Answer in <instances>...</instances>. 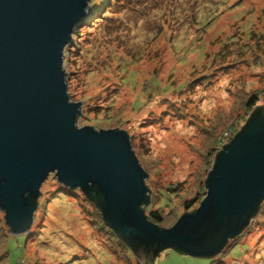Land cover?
<instances>
[{
	"label": "rangeland",
	"instance_id": "374dc122",
	"mask_svg": "<svg viewBox=\"0 0 264 264\" xmlns=\"http://www.w3.org/2000/svg\"><path fill=\"white\" fill-rule=\"evenodd\" d=\"M92 1L100 2L90 0L88 17ZM116 1L75 28L63 60L67 93L82 101L78 127L128 134L147 175L144 213L157 212L168 229L199 206L184 203L205 194L217 141L225 145L256 107L264 110V0ZM149 117L157 120L147 125ZM58 187L50 174L29 231L6 239V264H151L98 231L100 215L82 196L50 198ZM8 229L0 211V235ZM234 242L211 258L161 249L152 263L264 264V202Z\"/></svg>",
	"mask_w": 264,
	"mask_h": 264
},
{
	"label": "water",
	"instance_id": "95a60500",
	"mask_svg": "<svg viewBox=\"0 0 264 264\" xmlns=\"http://www.w3.org/2000/svg\"><path fill=\"white\" fill-rule=\"evenodd\" d=\"M89 2L0 0V211L9 233L29 231L41 186L54 174L65 188L101 194L104 222L137 262L143 254L153 264L154 250L165 248L216 257L264 199V119L253 116L218 153L196 210L168 229L149 222L147 175L128 134L78 127L82 101L67 93L64 51L90 14ZM212 221L217 239L199 243Z\"/></svg>",
	"mask_w": 264,
	"mask_h": 264
},
{
	"label": "trees",
	"instance_id": "16d2710c",
	"mask_svg": "<svg viewBox=\"0 0 264 264\" xmlns=\"http://www.w3.org/2000/svg\"><path fill=\"white\" fill-rule=\"evenodd\" d=\"M110 1V0H109ZM109 1L108 0H100V2H93L92 1V4L90 5L91 6V12H92V16L91 17H88V18H86L85 20H83L82 22H80V24L78 25V27H80L81 25H86V24H88V23H91V19L93 18V16L95 15V13L97 12H100V11H102L104 8H107L108 6H109V4H111V3H113L114 4V2H117L116 0H111V2L109 3ZM104 17H106V18H110V17H113V13H111V12H108V14H105L104 15ZM212 18V16L209 18V20H207L206 22H205V24H207L210 20H212L211 19ZM204 24V25H205ZM203 25V26H204ZM75 31H76V29H75ZM73 37H75V33H73V36H72V39H73ZM72 43V42H71ZM70 47V44L65 48V51H64V57L66 56V54L68 53V48ZM197 48L196 49H194V53H196L197 54ZM196 51V52H195ZM198 55V57L200 58V54H197ZM131 80V79H130ZM130 80L129 79H126V80H124L122 83H125V84H128L129 82H130ZM172 90H173V88H172ZM257 94L258 93H254L253 95H251L250 97H249V100H248V103H247V105L249 106V107H252V106H254L255 105V103H256V101L258 100V96H257ZM165 96V95H164ZM150 99H152V97L150 98L149 97V99L148 100H150ZM148 100H146V102L145 103H142V104H140L142 107H144L146 104H147V101ZM139 105V106H140ZM101 109H104L103 108V106H102V108ZM256 115H259L260 116V118H262V119H264V110H260V109H258V110H255L251 115H250V117L246 120V123L251 119V118H253V116H256ZM162 117V116H161ZM151 117H149V118H146V120L144 121V123H146L147 125L149 124H152L153 122L152 121H154L155 122V120H157V119H152ZM245 123V124H246ZM244 127V125L241 127V128H239V129H235V130H233V134H232V137H230L229 138V141L224 145V144H222V140H218L217 141V145H219L220 144V148H219V150L215 153V155L213 156V164H214V162H215V160H216V158H217V155H218V153L225 147V146H227L230 142H231V140L241 131V129ZM224 143V142H223ZM213 166V165H212ZM59 184V183H58ZM200 191H204L203 193H205L206 192V188H204V189H201ZM95 193V191L94 190H91V192L90 193H88V194H84V193H82L81 191H79V190H75V191H73V190H70V189H68V188H65V187H63V186H61L60 184H59V187L58 188H56V189H54V190H51L50 192H49V197L50 198H53V197H55V196H57V194H63V195H65V196H67L68 198H72V199H76L77 200V198H79V196H82L88 203H91V205L92 206H94V208H96V210H97V213L100 215V224L102 225L101 226V228H99L98 229V231H100V232H102V230L104 231V232H106L107 233V235H108V237H113V238H111L110 237V239L112 240L113 239V241H116L117 242V248H124V251H131L132 249H130V247L129 246H127V244L123 241V240H121L118 236H117V234L104 222V220H103V218H102V215H101V213H100V210H99V208L97 207V202H99V201H101L102 200V196H101V194H99V193H97V194H94ZM200 195V196H199ZM198 196H196L195 198H193V200H191V201H189V202H186V203H184V207H185V209H190L194 204H196V203H200V201L204 198V195H202V194H199ZM203 197H202V196ZM147 196H148V194H147ZM264 202V199L261 201V203H260V205H259V208H258V210H257V212H256V214L258 213V211H259V209H260V207H261V205H262V203ZM148 203H149V196H148ZM147 203V205L145 206V207H147L149 204ZM193 203V204H192ZM192 204V205H191ZM165 205H167L169 208H171L170 207V204L169 203H165ZM193 211H191V212H189V213H192ZM147 219H148V221L149 222H151L152 224H154L155 226H157V227H159V228H163L164 229V227H162L161 225H162V223L164 222V218L162 217V216H160L157 212H149L147 215ZM251 220V219H250ZM4 222H5V220H4ZM6 224V223H5ZM246 228V227H245ZM213 230H214V223H213V221L208 225V227L206 228V230L204 231V233L203 234H201L200 236H199V238H198V242L199 243H202V244H204V243H211V242H213V241H215L216 239H217V235H214L213 237H212V235H213ZM245 230V229H244ZM243 230V231H244ZM242 231V232H243ZM241 232V233H242ZM32 233L33 232H29L28 233V236L27 237H29V238H31L32 237ZM240 233V234H241ZM8 235H9V230H8V232H4L2 235H0V245H2V248H3V250H2V252H1V255H0V264H6V258H7V251H6V249H5V242H6V239L8 238ZM238 237V236H237ZM236 237V238H237ZM236 238H234V239H232V240H229V242H228V244L224 247V249H223V251H225V253L228 251L227 250V247H229V248H231L232 246H234L235 245V242H234V240L236 239ZM234 243H233V242ZM230 243H232V244H230ZM141 246H145V244H140V247ZM228 248V249H229ZM107 250L108 251H111V252H113L112 250H109L108 248H107ZM116 251V250H115ZM145 251V250H144ZM159 251L157 250V249H155L154 250V255H156L157 253H158ZM114 253V252H113ZM181 253V252H180ZM222 253V252H221Z\"/></svg>",
	"mask_w": 264,
	"mask_h": 264
}]
</instances>
